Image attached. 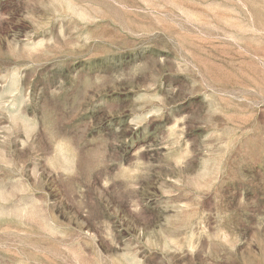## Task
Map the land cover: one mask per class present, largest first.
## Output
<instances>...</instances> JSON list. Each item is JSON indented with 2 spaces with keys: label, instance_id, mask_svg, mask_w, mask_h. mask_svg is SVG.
Returning a JSON list of instances; mask_svg holds the SVG:
<instances>
[{
  "label": "rangeland",
  "instance_id": "obj_1",
  "mask_svg": "<svg viewBox=\"0 0 264 264\" xmlns=\"http://www.w3.org/2000/svg\"><path fill=\"white\" fill-rule=\"evenodd\" d=\"M0 264H264V0H0Z\"/></svg>",
  "mask_w": 264,
  "mask_h": 264
}]
</instances>
